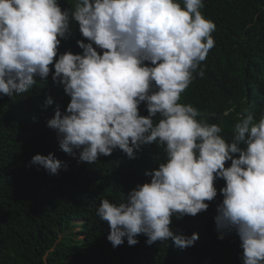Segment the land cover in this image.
<instances>
[{"label": "clouds", "instance_id": "1", "mask_svg": "<svg viewBox=\"0 0 264 264\" xmlns=\"http://www.w3.org/2000/svg\"><path fill=\"white\" fill-rule=\"evenodd\" d=\"M204 6V0H74L62 8L60 0H0V96H24L51 73L70 99L46 126L56 131L61 151L78 153V163L94 164L114 150L136 159L142 146L163 148L162 161L145 170L146 182L120 203L103 198L96 207L113 248L125 240L135 246L140 235L147 245L194 246L198 233L177 235L172 218L207 211L222 179L213 217L218 239L234 232L241 264H264V112L257 118L243 108L226 139L220 123L180 102L195 76L203 78L200 65L215 46L216 25ZM74 27L82 52L60 53ZM52 104L46 97L45 107ZM29 165L51 175L67 169L53 153L35 154Z\"/></svg>", "mask_w": 264, "mask_h": 264}, {"label": "trees", "instance_id": "2", "mask_svg": "<svg viewBox=\"0 0 264 264\" xmlns=\"http://www.w3.org/2000/svg\"><path fill=\"white\" fill-rule=\"evenodd\" d=\"M73 3L60 0L62 8ZM204 5L201 11L216 25L215 46L200 65L203 78L195 76L180 102L192 104L209 123H220L229 139L243 108L257 118L264 112V0H204ZM78 39L83 38L74 27L59 52H82ZM23 95L0 96V264H241L238 236L233 232L221 240L215 230L222 179L207 211L172 218L177 235L198 233L194 246L181 249L171 240L147 245L140 235L135 246L125 240L113 248L107 223L95 209L103 198L120 203L137 183L146 182L144 172L162 161L163 148L142 146L136 159L114 150L94 164L78 163V153L74 158L61 151L56 131L46 126L54 110L63 112L69 102L62 86L50 73ZM48 96L53 104L45 107ZM140 114L147 115L143 104ZM48 153L67 169L51 175L29 165L33 155Z\"/></svg>", "mask_w": 264, "mask_h": 264}]
</instances>
